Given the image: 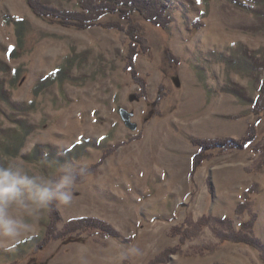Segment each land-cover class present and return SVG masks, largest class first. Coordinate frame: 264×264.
<instances>
[{
	"label": "rangeland",
	"instance_id": "374dc122",
	"mask_svg": "<svg viewBox=\"0 0 264 264\" xmlns=\"http://www.w3.org/2000/svg\"><path fill=\"white\" fill-rule=\"evenodd\" d=\"M86 1L38 3L93 12ZM163 1L167 24L136 11L81 27L43 17L28 0H0V80L25 109L0 102V144L26 133L21 154L1 146L0 154L41 176L68 161L85 169L72 203L54 204L59 237L40 242L51 208L31 220L32 239L12 250L0 242V264H264V249L221 238L246 235L254 221L264 244V110L255 108L264 0ZM228 137L250 140L209 150L194 169L199 140ZM37 147L41 158L32 156ZM81 217L114 232L90 221L68 227ZM128 247L139 253L121 260Z\"/></svg>",
	"mask_w": 264,
	"mask_h": 264
},
{
	"label": "trees",
	"instance_id": "16d2710c",
	"mask_svg": "<svg viewBox=\"0 0 264 264\" xmlns=\"http://www.w3.org/2000/svg\"><path fill=\"white\" fill-rule=\"evenodd\" d=\"M85 1V0H84ZM89 1V2H88ZM29 5L32 9L37 10L43 17L46 18H53L54 21H67L68 24H76L81 27L83 26H90L92 24L97 23L96 21L100 18V16H103L107 13H118L121 18L123 19H133L134 12H140V13H146L143 14L146 18L149 20L162 25L164 22L169 23L170 22V15H169V8L171 7L170 3L163 0H101L100 2H96L95 0H87L86 2H83V5L88 8V10H92L93 12H79V11H66V10H60L57 8H49V7H39L42 6L38 3V0H28ZM38 6V8H37ZM93 6V7H92ZM23 23V22H22ZM20 26V22L16 23ZM114 24V23H110ZM23 26V24H21ZM115 25V24H114ZM21 28H19L20 32ZM135 31V32H134ZM130 32L137 36L138 33L137 29L132 28L130 29ZM20 36L22 35V32L19 33ZM138 37L134 38L135 40V54H138V42L142 43L140 39H137ZM7 68L6 63L0 62V72L4 71ZM63 69L65 67H62ZM19 77V73L16 78ZM0 102L7 103L12 109L20 112L24 111V108H21L18 106V103L12 99L10 96V93L5 88V84L3 80H0ZM255 108L256 112H262L264 110V89L261 91L260 96L258 97L257 101L255 102ZM20 125V124H19ZM18 125V126H19ZM26 133H18L16 140L8 145L4 144L1 145V148L7 150L8 155H16L18 156L21 154V151L24 147V141H25V135ZM249 137L244 139V141H240L238 139L228 137V138H222V139H215V140H199L197 143L200 145L201 149L200 152L197 153L194 159L195 167L194 169L205 159V157L210 156L211 152L209 150L213 148H221V149H229V148H236V147H244L249 143ZM6 147V148H5ZM51 151H53L51 149ZM48 151L49 153L51 152ZM42 150L37 147L35 151L32 152L33 158H41ZM31 155V154H30ZM8 160L4 159L2 155L0 154V166H6ZM250 193L251 190H248ZM248 200V198H247ZM55 205L52 206L53 211V217L55 220L56 211L54 209ZM204 219V217L202 218ZM48 225V230L45 234V237H43L41 241L45 240V242L52 241L59 237V234H56L57 231L55 227L57 226L56 220ZM89 221L93 223L95 226H98L103 228L104 230H108L109 232H114L110 225L103 223L102 221H97L95 218H88L87 217H81L76 218L74 222H72L68 227L71 229H77L84 226L82 223L88 224ZM56 222V223H55ZM254 221L249 224L248 222L243 226V228H250L249 233L246 232V235H244L243 232L241 233H234L232 235H225L222 234V240L225 241H233V242H243L248 245H251L258 249H264V244L261 242V240L255 236L254 233Z\"/></svg>",
	"mask_w": 264,
	"mask_h": 264
},
{
	"label": "clouds",
	"instance_id": "9594fccd",
	"mask_svg": "<svg viewBox=\"0 0 264 264\" xmlns=\"http://www.w3.org/2000/svg\"><path fill=\"white\" fill-rule=\"evenodd\" d=\"M85 172L74 161L56 163L49 176L31 173L22 164L8 161L0 166V242L12 250L34 236L31 220L38 219L52 206H69L73 201V187ZM139 249H122L119 258L137 255Z\"/></svg>",
	"mask_w": 264,
	"mask_h": 264
},
{
	"label": "water",
	"instance_id": "95a60500",
	"mask_svg": "<svg viewBox=\"0 0 264 264\" xmlns=\"http://www.w3.org/2000/svg\"><path fill=\"white\" fill-rule=\"evenodd\" d=\"M122 117L124 118L126 124L131 127L132 129H135L137 127V123L131 120V116L133 113L129 112L127 109L122 108L121 109Z\"/></svg>",
	"mask_w": 264,
	"mask_h": 264
}]
</instances>
